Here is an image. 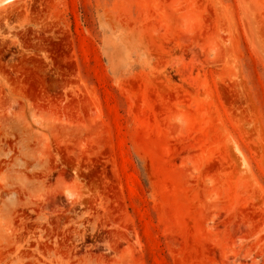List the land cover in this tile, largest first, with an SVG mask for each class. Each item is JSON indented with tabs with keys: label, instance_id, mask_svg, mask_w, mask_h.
Segmentation results:
<instances>
[{
	"label": "rangeland",
	"instance_id": "374dc122",
	"mask_svg": "<svg viewBox=\"0 0 264 264\" xmlns=\"http://www.w3.org/2000/svg\"><path fill=\"white\" fill-rule=\"evenodd\" d=\"M0 264H264V0L0 4Z\"/></svg>",
	"mask_w": 264,
	"mask_h": 264
},
{
	"label": "bare ground",
	"instance_id": "6f19581e",
	"mask_svg": "<svg viewBox=\"0 0 264 264\" xmlns=\"http://www.w3.org/2000/svg\"><path fill=\"white\" fill-rule=\"evenodd\" d=\"M9 1H13V0H0V4L6 3V2H9Z\"/></svg>",
	"mask_w": 264,
	"mask_h": 264
}]
</instances>
